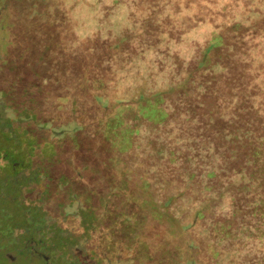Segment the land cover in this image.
Segmentation results:
<instances>
[{
	"label": "trees",
	"instance_id": "obj_1",
	"mask_svg": "<svg viewBox=\"0 0 264 264\" xmlns=\"http://www.w3.org/2000/svg\"><path fill=\"white\" fill-rule=\"evenodd\" d=\"M211 4L0 0V147L17 156L3 167L0 201L24 202L20 191L3 195L5 183L22 182L16 158L29 169L35 158L51 162L67 127L77 146L87 136L102 155L87 185L63 180L79 236L51 226L46 245L60 259L73 242H89L95 264L121 252L123 264H264V63L254 60L264 47L252 44L264 15L246 24L220 14L222 26ZM107 12L112 26L122 23L112 41ZM91 20L97 29L80 39L76 27ZM161 49L172 61L166 85L117 95L128 65L115 61ZM88 170L80 162L72 172ZM43 218L35 206L0 211V248L17 251Z\"/></svg>",
	"mask_w": 264,
	"mask_h": 264
},
{
	"label": "rangeland",
	"instance_id": "obj_2",
	"mask_svg": "<svg viewBox=\"0 0 264 264\" xmlns=\"http://www.w3.org/2000/svg\"><path fill=\"white\" fill-rule=\"evenodd\" d=\"M210 1L213 2V4L208 5L206 8L210 11V13L213 14V20L218 25L225 26L226 23L228 24V21L226 19L218 18L220 14L230 16L231 18L237 17L236 20L233 21H245L244 23L246 24H255V22L264 15V7L261 5V2L259 4V0H231V4L224 2V0ZM220 5L229 6L223 7L225 8L223 9ZM104 19H106L108 23H106V25L104 26V30L106 29V32L104 31L103 35L108 34V39L110 41H112L117 36L119 37L123 35L122 29L118 32V34H115V32H113V26L119 29L122 23L120 22V20L117 21L115 19L113 20L114 24L112 26L111 22L113 19V14L111 12H107L106 14H104ZM217 24H214V26L217 27ZM96 29V22L94 20H91L86 25H78L76 27V33L80 39H84L86 37H89L91 33ZM262 29L264 30V28ZM262 29L253 31L255 32L254 41L252 43L253 45H261L262 47H264V32L262 31ZM258 35H261V37H257ZM111 36H113V38H111ZM127 40L129 41V45L133 47V41H131V39L129 38ZM0 42H2V40H0ZM179 43L180 45H184L188 48L192 46V44L189 43L181 44V41ZM124 45L127 44L124 42L122 44V47H124ZM195 45L197 44H194V46ZM159 52H161V54L153 55L151 54V51L142 54H136L130 56L129 59H126V56H122L120 59L115 61L118 64L128 65L126 71L120 73V75L125 79L117 86L115 93L119 96H132L140 87H142L145 91H148V89L151 88L156 89L159 87H164L167 83L166 78L168 77L172 61L168 59L170 53H163V49L159 50ZM175 55L177 54L175 53ZM259 55L261 57H255L254 60L259 61L260 63H264V52L260 53ZM64 59L65 57L63 58V60ZM66 65H68L70 69L76 68L73 58L67 59ZM10 114V112L6 111L3 117L8 118ZM58 114L59 116H61L60 113ZM71 128L72 127L65 128L68 134L64 135L62 138V142L54 148L53 151L56 153V156L52 157L51 162L46 161L47 158H40V162L38 165V161L35 158L32 161L31 168L29 169L25 167V165H23L26 160L24 155H19V157L16 158L15 161H21V166L20 168H17L15 170V173H12V175L18 180L27 179L28 182H18L15 185L5 183L3 195H16L20 193L19 189L22 187L20 189L22 191L21 198L24 200V202L21 201L18 206L10 207L0 201V211L11 210L16 212L19 208L30 209L32 208V206L40 207L44 212V220L46 224L57 225V229L70 234L77 239V237L79 236V229L77 228L78 220L73 215V211L76 205L72 204L69 200L66 199V195L64 193L65 190H61V185L65 176L73 178V186L87 185L84 183L88 182L93 174L96 155H98V157L102 155L100 149H98V152L95 153L92 144L93 142L87 136H83L78 141L79 145L77 146L76 141L70 138L72 137ZM40 134L50 135V132L48 130H42ZM0 154L2 155V160H0V180L6 181L10 177V173L6 171L2 166L11 163V159H14L17 156H15L14 154L12 155L10 149L8 150V147L3 145L0 147ZM80 162L86 164L89 170L82 172L80 175H77L74 171L72 172V170L73 167L77 166ZM34 169L35 171L33 173L32 170ZM31 175H33V177H37L39 181L36 180V182L34 183L32 181L29 182ZM47 191L52 194H49V196H44L43 194ZM29 201H31L32 203H29ZM16 222L19 223L20 220H17ZM89 246V242L88 244H83V242L77 244L73 242L72 245L68 246L66 253L65 250H63V259H61V261H57L56 263L73 264V261H78V264H95L92 261L93 258L91 252L88 253ZM123 258L124 256L121 252V255L117 256V262L115 261V263H113L106 260L102 264H123ZM33 260L35 264H37L36 262H38V260H36V258ZM19 264L27 263L20 262Z\"/></svg>",
	"mask_w": 264,
	"mask_h": 264
},
{
	"label": "flooded vegetation",
	"instance_id": "obj_3",
	"mask_svg": "<svg viewBox=\"0 0 264 264\" xmlns=\"http://www.w3.org/2000/svg\"><path fill=\"white\" fill-rule=\"evenodd\" d=\"M2 167L7 166L3 165ZM22 182L26 183L28 181L27 179H22ZM20 189L19 191L22 193ZM34 223L36 225L29 229L30 232H28V234L26 233L23 235V238L26 240V242H24L17 251L4 250L0 248V264H19L20 262H27V264H35L33 260L35 258L36 260H38V262H36L37 264H57V261H61L58 255L55 254V249H52L51 247L49 248V246L46 245L45 234L48 238L52 235L51 230H54H50V228H52V225L46 224L44 218L42 220L37 219L36 221H34ZM78 263V261H73V264Z\"/></svg>",
	"mask_w": 264,
	"mask_h": 264
},
{
	"label": "clouds",
	"instance_id": "obj_4",
	"mask_svg": "<svg viewBox=\"0 0 264 264\" xmlns=\"http://www.w3.org/2000/svg\"><path fill=\"white\" fill-rule=\"evenodd\" d=\"M224 2H227V0H224Z\"/></svg>",
	"mask_w": 264,
	"mask_h": 264
}]
</instances>
